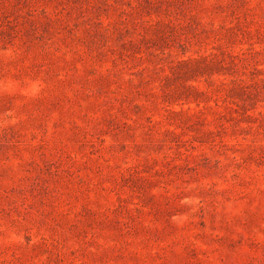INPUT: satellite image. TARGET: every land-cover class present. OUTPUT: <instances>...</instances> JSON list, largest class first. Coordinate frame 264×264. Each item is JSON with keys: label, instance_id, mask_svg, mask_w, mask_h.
Listing matches in <instances>:
<instances>
[{"label": "rangeland", "instance_id": "1", "mask_svg": "<svg viewBox=\"0 0 264 264\" xmlns=\"http://www.w3.org/2000/svg\"><path fill=\"white\" fill-rule=\"evenodd\" d=\"M0 264H264V0H0Z\"/></svg>", "mask_w": 264, "mask_h": 264}]
</instances>
